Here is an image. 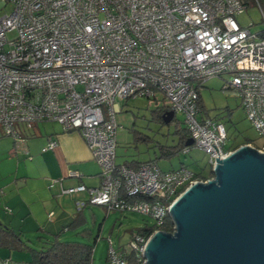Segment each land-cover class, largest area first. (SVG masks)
Wrapping results in <instances>:
<instances>
[{"label": "built area", "instance_id": "obj_1", "mask_svg": "<svg viewBox=\"0 0 264 264\" xmlns=\"http://www.w3.org/2000/svg\"><path fill=\"white\" fill-rule=\"evenodd\" d=\"M251 3L261 12L257 31L236 19ZM8 5L0 14V126L14 139L16 125L31 129L43 121L81 135L101 167L99 185H49L58 183L66 195L85 192L74 201L77 210L139 212L160 226L188 186L212 178L185 166L115 163L117 99L160 95L167 110L183 115L212 170L232 150L225 149V125L199 116L198 88L228 75L225 88L238 93L264 138V0H0V10ZM247 145L264 153V144ZM56 146L50 138L41 150ZM148 237L134 233L129 243L137 264L145 262ZM123 254L109 242L108 264H127Z\"/></svg>", "mask_w": 264, "mask_h": 264}, {"label": "rangeland", "instance_id": "obj_2", "mask_svg": "<svg viewBox=\"0 0 264 264\" xmlns=\"http://www.w3.org/2000/svg\"><path fill=\"white\" fill-rule=\"evenodd\" d=\"M9 11L10 6L8 5L0 10V14ZM236 19L243 26L251 25L253 31L262 28L260 23L261 12L254 3L243 8ZM228 79V75L214 76L200 85L198 91L202 112L199 116L216 119L225 125L227 135L225 148H232L247 139L255 147H261L264 144V138L258 135V132L246 117L238 93L233 89L225 88V81ZM157 98L158 102L143 96L128 98L127 100L117 99L120 111L115 114L117 123L115 163L123 164L129 161L154 162L164 171L185 166L194 173L208 175L211 169L208 154L194 145L183 146V143L179 144L178 135L175 134V122H180L184 126L183 115L175 114L171 123H161L155 116V110L157 105H162L164 101L160 98V95ZM45 123L49 127L60 126L56 122ZM1 130L0 177L12 175L16 165L15 160L8 158L7 148L11 145L12 137L6 136L2 127ZM31 139L37 138H27V140ZM164 146H168L171 151L167 156L162 155V151L166 149ZM187 147L189 149L184 150ZM30 153L34 157L32 162L39 164L44 155L40 151V147L32 145ZM15 156L18 155L12 151L11 157ZM23 157L22 154L19 156L21 161L24 160ZM92 166L93 169L101 171L99 164L92 162ZM84 178L86 183L90 182V177L85 176ZM2 181L4 180L0 179V183ZM91 208L93 215L87 208L84 211L86 216L85 227L90 229V236L80 240L92 244L95 236L98 235L93 248V264H107L105 258H107L110 241L114 248L129 252V243L135 231L144 226L154 225L152 218L139 212H121L99 205ZM69 221L70 219L64 224ZM77 231L65 230L60 239L79 240L78 234H76ZM34 239L35 237L31 238L32 246L38 244Z\"/></svg>", "mask_w": 264, "mask_h": 264}, {"label": "water", "instance_id": "obj_3", "mask_svg": "<svg viewBox=\"0 0 264 264\" xmlns=\"http://www.w3.org/2000/svg\"><path fill=\"white\" fill-rule=\"evenodd\" d=\"M173 117L167 110L162 120ZM212 172L173 201L174 229L150 234L144 264H264V153L239 145Z\"/></svg>", "mask_w": 264, "mask_h": 264}, {"label": "crops", "instance_id": "obj_4", "mask_svg": "<svg viewBox=\"0 0 264 264\" xmlns=\"http://www.w3.org/2000/svg\"><path fill=\"white\" fill-rule=\"evenodd\" d=\"M45 122L52 121L38 122L31 129H26L21 124L16 125L20 138L14 139L12 137L11 145L7 148L8 158L16 161L15 170L12 175L0 177L4 180L0 183L2 190L0 225L10 227L30 245L32 243L31 238L35 237L34 240L38 244L36 246L34 244L33 247L36 248L41 245L40 241L43 237L41 235L50 236L57 233L66 225L64 223L68 219L71 220L77 213L74 200L86 199L87 197L85 192L66 196V194L61 193L58 183L49 187L51 181L59 179L64 187H70L78 184L98 186L101 180L100 171L93 169L92 166V162L98 163L92 158L81 135L77 131H63L59 123L60 126L49 127ZM30 137L37 139L27 140ZM50 138L57 140V146L42 152V147ZM32 145L39 146L40 151L44 153L39 164L32 162L34 160L30 153ZM12 151L18 155L15 156L16 158L11 157ZM21 154L24 155L22 161L19 158ZM73 170L77 171L79 176H69V172ZM85 176L90 177L93 181L90 179V182L86 183ZM92 206L98 205H88L82 211L84 212L87 208L92 214ZM80 230L78 229L76 234ZM77 236L79 240L83 238ZM105 261L107 263L106 258ZM0 264L34 263L31 262L30 253L25 248L0 246Z\"/></svg>", "mask_w": 264, "mask_h": 264}, {"label": "trees", "instance_id": "obj_5", "mask_svg": "<svg viewBox=\"0 0 264 264\" xmlns=\"http://www.w3.org/2000/svg\"><path fill=\"white\" fill-rule=\"evenodd\" d=\"M197 103L200 106L201 111H202V104L200 100L199 91H198ZM166 111H167V105L165 103H163L160 106L157 105L156 110H155V116L157 120H159L161 123H164L162 120V115ZM175 134L178 135V138L180 141L179 144L183 143V146H187L186 141L190 138V134L186 126L185 125L183 126L182 124H180V122H175ZM248 143H251L249 139L243 141L242 143L232 148H229V150H233L241 144H248ZM164 147L166 149L162 151V155L167 156L171 153V151L170 149H168V146H164ZM225 149H228V148H225ZM140 163L141 162H138V161H129L123 164L129 167H136ZM195 174L198 176L204 177V178L213 177V172L211 169L209 170L208 175H202L201 173H195ZM100 175H101V171H100ZM86 206L88 205H85L84 207ZM83 208H81L80 210L76 209L77 213L63 227V229H61L57 233L51 234L50 236L46 234L41 235L43 237H42V241H40L41 245L39 246V248L31 246L28 243V241L21 239L20 234L14 232L10 227L0 225V246H4L8 248L16 247V248L27 249L30 253L31 262H33L34 264H93V248L98 238V235L95 236L94 242L92 244L84 240L83 241L82 240H61L59 238L62 231L65 229L76 231L80 228L82 229L78 232V235L83 238H89L90 229L85 227L86 216L84 212L82 211ZM155 229H161L164 231H173L174 229L173 222L170 216L167 215L162 225L160 226H156L155 224L153 226H144V227L138 228L135 231V233H139V234L144 235L145 237H148ZM99 230L100 228L98 229V231ZM38 238H41V237L38 236ZM122 251L124 252L123 256L127 259V264H137L135 253L133 250H129V252H125L124 250Z\"/></svg>", "mask_w": 264, "mask_h": 264}, {"label": "clouds", "instance_id": "obj_6", "mask_svg": "<svg viewBox=\"0 0 264 264\" xmlns=\"http://www.w3.org/2000/svg\"><path fill=\"white\" fill-rule=\"evenodd\" d=\"M175 115V114H174ZM242 145V144H241Z\"/></svg>", "mask_w": 264, "mask_h": 264}, {"label": "flooded vegetation", "instance_id": "obj_7", "mask_svg": "<svg viewBox=\"0 0 264 264\" xmlns=\"http://www.w3.org/2000/svg\"><path fill=\"white\" fill-rule=\"evenodd\" d=\"M174 118V117H173Z\"/></svg>", "mask_w": 264, "mask_h": 264}]
</instances>
